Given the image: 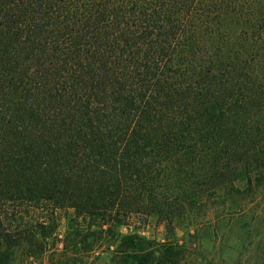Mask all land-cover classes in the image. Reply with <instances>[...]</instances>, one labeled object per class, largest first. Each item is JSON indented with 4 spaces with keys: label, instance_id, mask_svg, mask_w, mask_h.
Here are the masks:
<instances>
[{
    "label": "trees",
    "instance_id": "1",
    "mask_svg": "<svg viewBox=\"0 0 264 264\" xmlns=\"http://www.w3.org/2000/svg\"><path fill=\"white\" fill-rule=\"evenodd\" d=\"M208 201L264 229V0H0V264H178Z\"/></svg>",
    "mask_w": 264,
    "mask_h": 264
},
{
    "label": "rangeland",
    "instance_id": "2",
    "mask_svg": "<svg viewBox=\"0 0 264 264\" xmlns=\"http://www.w3.org/2000/svg\"><path fill=\"white\" fill-rule=\"evenodd\" d=\"M71 214V209L57 211L58 236H62ZM131 229L158 242L169 237L165 224L154 215L135 218L129 229L120 228L123 232ZM263 231L260 227L248 226L243 212L235 213L232 208L224 209L221 204L213 206L208 201L206 207H193L174 223L173 239L179 244L181 255L178 264H254ZM93 264L111 263L102 257Z\"/></svg>",
    "mask_w": 264,
    "mask_h": 264
}]
</instances>
